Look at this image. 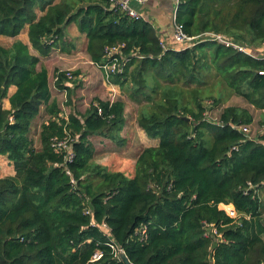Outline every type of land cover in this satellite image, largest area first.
<instances>
[{
	"label": "trees",
	"instance_id": "trees-1",
	"mask_svg": "<svg viewBox=\"0 0 264 264\" xmlns=\"http://www.w3.org/2000/svg\"><path fill=\"white\" fill-rule=\"evenodd\" d=\"M176 22L190 37L214 32L264 55V0H181ZM72 23L95 65L123 47L130 62L109 82L153 101L138 125L158 145L140 154L133 177L98 164L91 141L120 143L126 103L97 99L66 118L39 67L52 50L69 52ZM26 27L37 56L21 40L0 45V156L16 172L0 179V264H124L122 252L132 264H264V129L255 139L240 131L254 117L238 106L209 121L203 89L212 77L264 111V59L212 41L165 50L151 23L110 0H0V35L17 38ZM55 75L71 107L69 78ZM43 106L37 149L30 133ZM55 139H67L68 151Z\"/></svg>",
	"mask_w": 264,
	"mask_h": 264
},
{
	"label": "rangeland",
	"instance_id": "rangeland-1",
	"mask_svg": "<svg viewBox=\"0 0 264 264\" xmlns=\"http://www.w3.org/2000/svg\"><path fill=\"white\" fill-rule=\"evenodd\" d=\"M175 8L176 3L174 2L173 12ZM67 33V45L69 47V43L77 45V50L76 48L73 49L76 50V53L65 54L60 50L61 48L54 49L50 55L46 56L47 58L41 57L39 67L44 66L46 69L48 67L50 71H53L51 78H49L50 86L53 89L56 87L54 80L56 75L54 74L60 68L65 70V73L66 71H71L73 73L72 79L68 80V82H70L68 83L70 88L73 89L71 107L67 104V94L65 92L58 93V95L61 96L58 104L62 113L66 115V118L73 108L80 114H85L91 104L97 99L111 101L112 98H115V101L123 100L126 103L125 124L121 133L120 143L116 144L108 139H102L101 137L96 136L92 137L91 141L96 149L95 161L98 164L108 168V170L112 172H121L127 177H133L135 174V164L140 154L146 148L158 145V141L149 138L145 131L138 125L140 114L145 110L150 109L153 101L148 103L145 100L138 101L133 99L131 98L130 93L127 90H123L120 86H118L116 91L114 89L109 90L108 87H113L105 81L104 77H102L103 75L101 76L99 69L95 65H92L87 50L86 48L83 49L84 44L78 39L79 34L76 35L77 33L74 30V27H70ZM15 40H22L26 45H31L28 32L21 33L20 38L18 39L0 35V45L5 47L11 46ZM31 53L36 56L38 55L34 49ZM61 53L65 55H62ZM74 72H79V75L74 76ZM213 80L214 79L210 77L208 84L203 88L206 91L204 98L209 104L207 113L209 121H219L221 113L227 107L238 106L246 108L254 117V123L249 127V136L252 139L258 138L260 134L263 133L264 129L261 125L264 111L255 109L243 98L233 94L232 91L228 90L224 85ZM104 81L108 87L103 83ZM91 88H95L96 90L91 92ZM53 91L57 93L55 89ZM109 91H111V93H109ZM154 98L158 99V97ZM213 98L217 100L216 104H213ZM188 99H190V97H188ZM4 105L7 106V102H5ZM44 112L46 111H43V115L41 114L35 121H33L31 127L30 135L37 149L41 146L39 139L41 127L44 123L48 122L49 118ZM15 174L16 172L13 163L5 156L0 157V179L15 176ZM259 194L260 199L264 204V190H261Z\"/></svg>",
	"mask_w": 264,
	"mask_h": 264
},
{
	"label": "built area",
	"instance_id": "built-area-1",
	"mask_svg": "<svg viewBox=\"0 0 264 264\" xmlns=\"http://www.w3.org/2000/svg\"><path fill=\"white\" fill-rule=\"evenodd\" d=\"M147 1L148 0H110V3L112 4V6L114 8H118L119 10L124 12L127 16H129L130 18L140 19L142 17L139 14V12L133 7V4L134 3L145 4ZM174 2L176 3V8L173 12V21H174L173 38H174V44L175 45L190 44L189 46H193V45H196L197 43L202 42V41H212V42L219 43V44H221L227 48L232 47V48L238 49L239 51H241L245 54H248L250 56H254L258 59H264V55H261L258 57L255 54H253L246 47L241 46L240 44L236 43L234 40H231L222 34H217L214 32H206V33L199 35V36L190 37L188 34H186L183 25L176 22V17H177V13L179 10V5L181 3V0H174ZM162 47L165 50L168 48V46L163 42H162ZM122 48L123 47L120 46V47H113V48L106 49L107 57L109 60L108 63L105 65H99V66L97 65L103 71L104 79H105V81H107L108 84H111L109 82L110 77L113 74L123 73L125 68L127 67L128 63L130 62V58L123 55V52L121 50ZM92 64H94V63L92 62ZM263 74H264V72H263ZM66 76L69 79H72L73 73L71 71H66ZM58 79H59L58 75H56L54 78L55 83L58 81ZM110 102L111 103L115 102V98H112V100ZM99 114H102L101 109H99ZM249 127L250 126H242V127H239V130L242 131L250 139H252L249 136ZM68 143H69V141L67 139L60 140V141L58 139H55L53 146L58 152L68 151V149H69ZM72 158H73V155H70L69 159H72ZM249 184H250L249 186L251 188H253V185L251 183H249ZM219 207L221 210H224L230 217H233V218L237 217V212H236L234 206L226 205V204H220ZM103 229L105 231L109 232V228L106 224L103 225ZM101 257H102L101 254L97 253L94 256V259H100Z\"/></svg>",
	"mask_w": 264,
	"mask_h": 264
},
{
	"label": "crops",
	"instance_id": "crops-1",
	"mask_svg": "<svg viewBox=\"0 0 264 264\" xmlns=\"http://www.w3.org/2000/svg\"><path fill=\"white\" fill-rule=\"evenodd\" d=\"M133 7L139 12V14L141 15V17L144 20L148 21L149 23H151L156 28L158 35L160 36L162 41L167 46H170V47L176 46L174 44V38H173V34H174V21H173L174 0H148L145 4L134 3ZM70 27H74V30L77 33L76 35L79 34V38L78 39L84 44L83 45V49H85V48L87 49L88 41H87L86 35H81L79 33L78 26H77L76 23H72L71 25H69L68 28H67V31L69 30ZM28 31H29V29H28V27H26L22 31V33L28 32ZM20 35L18 36V38H20ZM18 38H16V39H18ZM66 38H67V36H66ZM28 45H30V44H28ZM75 48L77 50L78 46L73 44V46H71L69 52H64V53L65 54H71V53L74 54V53H76L75 52L76 50H73ZM30 50L33 51V48L31 47V45H30ZM61 54L65 55L63 53H61ZM44 58H47V57H44ZM52 58H53V56H52ZM92 65H94V64H92ZM95 66L99 69V72H100L101 76L103 75L102 77H104L103 71L97 65H95ZM47 69H48V72H49V78H51L53 71H50V69L48 67H47ZM59 70L60 71H65V70H63L61 68ZM102 81H103V79H102ZM103 83L105 84V81ZM109 85H111L113 87V88H110V87H108L106 85L109 88V90L114 89L116 91V89L118 88V86H116V85H113V84H109ZM114 86H116V87H114ZM54 89H55V91L57 93H55L53 91ZM54 89L51 87L52 98H53V100H56L59 103V98H61V96L58 95V93H62V92H65V91L64 90H59L56 87H54ZM94 90H96V89L95 88H91V92H93ZM15 91H16V87L12 86L10 88V91H9V96L13 95ZM109 93H111V91H109ZM111 96H112V94H111ZM5 102H7L8 105L7 106L4 105V107L8 108L9 107L8 99L5 100ZM43 111H46V107L45 106L43 107V109L40 112L39 116L43 113ZM44 113L47 114V116L49 117L47 112H44ZM64 117H66V115H64ZM0 157H2V156H0Z\"/></svg>",
	"mask_w": 264,
	"mask_h": 264
},
{
	"label": "water",
	"instance_id": "water-1",
	"mask_svg": "<svg viewBox=\"0 0 264 264\" xmlns=\"http://www.w3.org/2000/svg\"><path fill=\"white\" fill-rule=\"evenodd\" d=\"M120 256L124 264H132L131 261L128 259V257L123 252L120 254Z\"/></svg>",
	"mask_w": 264,
	"mask_h": 264
},
{
	"label": "clouds",
	"instance_id": "clouds-1",
	"mask_svg": "<svg viewBox=\"0 0 264 264\" xmlns=\"http://www.w3.org/2000/svg\"><path fill=\"white\" fill-rule=\"evenodd\" d=\"M230 205H232V204H230ZM233 206V205H232Z\"/></svg>",
	"mask_w": 264,
	"mask_h": 264
}]
</instances>
